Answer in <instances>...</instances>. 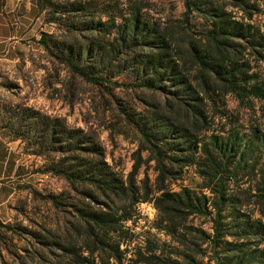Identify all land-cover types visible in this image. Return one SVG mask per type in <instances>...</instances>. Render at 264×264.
<instances>
[{
	"label": "trees",
	"instance_id": "obj_1",
	"mask_svg": "<svg viewBox=\"0 0 264 264\" xmlns=\"http://www.w3.org/2000/svg\"><path fill=\"white\" fill-rule=\"evenodd\" d=\"M182 3L179 17H156L155 0H36L60 30L38 40L57 80L66 70L97 87L117 117L113 130H134L138 145L124 173L107 160L96 129L16 111L10 138L32 133L33 152L46 158L36 171L64 178L70 189L31 192L71 214L30 230L32 247L19 264H264V107L256 105L264 101L256 68L264 31L252 22L264 7ZM190 167L201 179L195 187L181 182ZM142 202L156 209L152 227L165 238L128 224Z\"/></svg>",
	"mask_w": 264,
	"mask_h": 264
},
{
	"label": "rangeland",
	"instance_id": "obj_2",
	"mask_svg": "<svg viewBox=\"0 0 264 264\" xmlns=\"http://www.w3.org/2000/svg\"><path fill=\"white\" fill-rule=\"evenodd\" d=\"M155 1L151 13L156 17H179L183 11L182 0ZM257 2L264 7V0ZM252 22L264 31V11L255 14ZM44 31L60 33L55 25L45 21L44 14L39 13L36 0H0V132L8 137L14 134L20 121L16 111L23 108H29L31 113L39 110L48 117L65 118L70 126L96 129L105 146L107 160L118 170L128 173L135 163L136 133L130 128H124L125 134L113 130L117 127L113 124L117 117L111 114L110 99L103 98V93L93 84L73 77L66 70L60 71V81L57 80V65L38 43ZM256 68L264 76V60L257 61ZM116 92L132 99L121 89ZM229 105L236 108L237 102L230 97ZM256 105L264 107V101L257 100ZM240 113L245 112L241 110ZM8 117L13 121H7ZM24 121L28 124L26 128L34 122L29 118ZM26 135L24 140L13 144L17 147L11 155L18 160L14 176L6 174L7 177L0 179V264H19V254H25V249L32 247L30 230L41 229L42 224L54 226L57 217L71 218L69 211L59 212L50 202L31 192L30 186L42 193L70 192V189L64 178L36 171L46 158L33 152L37 146L29 141L32 133L26 132ZM29 142L33 146H29ZM149 173L154 177L153 169L150 168ZM200 181L194 167L188 168L181 180L193 187ZM156 215L151 203L142 202L136 215L138 221L128 224L137 232H150L165 238L152 227ZM7 225L15 229L10 230Z\"/></svg>",
	"mask_w": 264,
	"mask_h": 264
},
{
	"label": "crops",
	"instance_id": "obj_3",
	"mask_svg": "<svg viewBox=\"0 0 264 264\" xmlns=\"http://www.w3.org/2000/svg\"><path fill=\"white\" fill-rule=\"evenodd\" d=\"M19 139H11L5 133L0 132V179L11 176L13 177L17 167L18 160L11 155L12 150H16L14 143H18ZM7 174V176H6Z\"/></svg>",
	"mask_w": 264,
	"mask_h": 264
}]
</instances>
